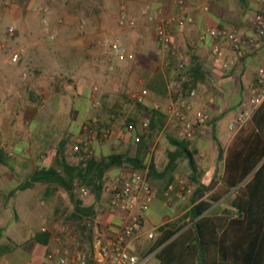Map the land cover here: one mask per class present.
Listing matches in <instances>:
<instances>
[{
    "label": "crops",
    "instance_id": "1",
    "mask_svg": "<svg viewBox=\"0 0 264 264\" xmlns=\"http://www.w3.org/2000/svg\"><path fill=\"white\" fill-rule=\"evenodd\" d=\"M127 1L126 5L130 15L139 22L138 27L132 34L133 36H138L137 40L134 42L135 39L131 35V43L128 42L126 44L128 51L135 52L136 58L132 61L114 59L116 66L113 68L117 77H113L112 80L104 79L108 81L106 86L109 90L102 93V101L105 106H109L111 118L115 119L123 115L130 121L136 118V116L133 113L130 114L129 110L124 108L123 105L127 103L126 93L132 86L130 84L131 81L133 82L137 78L139 82H144L146 87H152L149 90L144 105L151 108L154 103L158 102L162 107H165L171 99L172 82L180 81L182 76L174 63L170 66L163 64V54L156 39L157 20L161 15L158 12L159 7L162 6L164 8V14L177 13L179 7L175 3L169 2L166 3L165 7L164 2H158L157 0ZM145 1H147L146 5L143 6ZM185 1L186 12L193 16V22L173 23L170 28L173 42L184 54L187 66L195 67L196 65L197 71L203 72L205 76V80L197 85L196 95H186L196 106H206L210 113V119L201 124L197 136L190 140L189 145V148L195 154L197 152H204L205 156L203 161L198 162L194 154V160L198 162V180L189 181L192 184V188H187L186 191L189 192L188 196L182 198L175 191L167 195V186L173 180H171V177L177 174L176 172L180 167L187 168L190 170L189 174L191 173L190 158L180 156L177 159L178 166L176 171L167 176L166 179H163L159 172L167 165L169 152L176 150V147L170 144L167 138L168 134H166L167 127L172 122H168L167 118L164 128L157 131V141L152 147V151H149L151 138L147 135L148 149L145 152L144 158L147 162H149L148 159H154L158 171L155 173L156 177L151 179L152 186L157 191V197L151 202L149 210L145 213L144 233L138 241L139 254L147 258L144 264L154 257L157 259L156 264H160V260L156 256V250H150L157 239L158 228L167 222L180 219L191 209L193 206L192 197H194V192L200 183L211 185L212 188L209 192L204 191L199 193L196 202L206 199L212 191H216L222 187L224 158L220 155L218 141L226 149L235 136L236 132L230 128V124L235 120L240 108L248 102L251 88L256 81L257 70L261 65H264V39H258L249 45L245 50L243 59L235 61L233 59L234 50L229 41L223 40L221 42L222 55H216L212 51L213 43L206 33V27L208 26H224L230 30L237 31L239 34L253 36L254 31L251 20L260 9V0ZM141 8L142 10L139 11ZM147 8H149L150 15L153 17L145 13ZM76 22L77 18L69 16L67 24L59 29L60 34L65 37L77 34ZM22 27L24 31L20 40H29L35 37L32 27L28 26L27 20L24 21ZM80 27H83V25H80ZM80 37L83 45L81 53L84 54V57L82 58L83 60L78 61L76 66L73 65L65 68L61 62L55 60L56 69L45 70L41 63H37L36 61L29 62L30 55L32 59L39 57L40 49L32 48L29 50L24 45V49H21V56L18 62H12L13 65L9 68V86L12 85L9 88V108H11L9 134L13 139L16 153L14 157L10 158L9 165H7L9 166V187L6 182L7 177H4L2 172H0V192L15 199L13 205H15L17 214L20 212L19 210H22L29 217L28 220L35 219L39 223L36 226L37 232H39L44 221L47 220V216L51 218L53 215L56 216L59 213L57 205H54L50 209L42 207L40 203V201L50 203L56 189L53 187V184L44 183V189H40L38 192L32 191L33 188L31 187L26 190H17L18 192L16 191L11 194L12 191L17 189L15 186H11L15 181V175L12 172L20 165H26L27 163L35 165L34 171L53 165L62 148L63 154L70 163L78 164L83 160V154L73 152V146L77 143H84L85 133L83 125L96 119L98 116V114L96 116L98 109L94 108L91 99V87L95 74L89 71L87 65L89 62L92 65L94 59L100 56V40L102 37L98 38L94 28L88 29L87 34ZM80 37H78L77 42H80ZM14 51H12V55ZM128 62H131V64ZM29 64L39 74L51 76L48 88L50 96L46 94V97H42L37 94L38 85L36 83L40 81L32 80L30 83L25 82L26 86L24 87L23 81L18 76V72H23ZM113 68L109 67L110 71ZM22 76L21 78H24L25 75ZM19 84H23L22 87L25 90L21 98L19 93L24 90L22 87L21 90L17 89ZM28 85L30 87L26 91ZM112 90L116 91L117 94L111 93L110 91ZM138 106L142 110H145L142 106ZM145 114L142 117L143 119L146 116ZM227 115L229 119H227L226 128L225 125L221 124V121ZM60 117H64L66 122H60ZM24 122L28 124L27 128H23ZM127 127L125 125L120 130L112 129L109 141H95L93 148L94 159L100 160L103 156L114 151H125L127 149L135 151L136 146L134 142L138 138L132 142V137L129 135L130 131L127 130ZM173 130L175 131L174 126ZM124 132H126V139L120 138V134ZM211 132L214 133L215 143L206 134ZM228 138L229 143L225 146L223 142H226ZM63 143L65 144L64 146H62ZM35 156L37 159H35ZM128 169L130 168H110L105 174V181H107L106 178L109 176L111 178L122 170ZM187 178L188 180L190 179L189 177ZM233 195L234 193L230 192L223 196L214 202L206 213L210 215L223 214L227 209L231 208ZM106 200L107 195L104 191L102 192L100 201L96 200L95 195L82 200L84 206L96 205L94 216H90L96 227L95 234L93 235L94 246H96L100 236L109 232H117L123 224L120 213L98 211V208ZM72 212H74V207L69 215L72 216ZM50 227L53 229L52 226ZM152 229L157 230V235L154 239H148L145 233ZM24 232V229L21 227L14 228L9 224L6 225L5 234L8 237L10 236L13 241L16 242L18 240L22 243L25 239L24 243L33 242V245L27 248L24 247L26 244L24 246L20 244L22 246L14 248L21 247L20 252L24 255L21 260L22 262L12 260L9 258L8 253L0 257V264H51L47 259V254L57 246V243L53 239V234L50 233V238L47 242L41 243L33 239V234L32 238L27 240L28 237L23 236ZM67 241L68 239L64 237L62 243H66ZM227 244L228 248H234L238 242L233 239L228 241ZM248 244L249 241H246V249L250 246ZM230 253L234 254V251ZM239 254L232 258L234 264H243L241 262L242 259L247 257H243L242 252H239ZM261 256L264 259V246L261 250Z\"/></svg>",
    "mask_w": 264,
    "mask_h": 264
},
{
    "label": "trees",
    "instance_id": "2",
    "mask_svg": "<svg viewBox=\"0 0 264 264\" xmlns=\"http://www.w3.org/2000/svg\"><path fill=\"white\" fill-rule=\"evenodd\" d=\"M186 77L183 81L185 96L192 89H196L198 83L205 80L204 73L197 71L196 65L187 67ZM147 88L152 89L151 86ZM138 105L146 110L145 115L150 117L151 123L149 129L145 130L138 118L129 121V125H133V130L129 133L132 142L138 138L134 142L135 151L129 149L114 151L97 160L93 156L87 157L82 150L86 145L84 140V143H79L80 153L84 158L78 164L70 163L62 148L53 165L36 169L11 193L31 188L37 182L51 183L63 188L74 203L71 217L73 223L68 224L67 229L74 232L89 255H92L95 249L93 235L96 227L90 216L92 217L96 211V205L84 206L83 201L75 197L74 181L79 179L82 184L91 187L96 200L100 201L106 184L105 174L110 168L128 167L147 171L150 183L158 171L154 159L147 162L144 158L148 149L146 138L148 134L164 128L167 117L163 112L155 111L144 103ZM105 127H108L107 123L101 122L100 132ZM166 134L176 150L169 152V161L159 172L160 176L166 179L176 171L177 159L185 156L190 158L189 181H197L198 162L194 160V151L189 148L190 140L178 138L174 133L173 124L167 127ZM64 145L63 143L62 146ZM218 146L220 155L224 158L222 187L212 191L206 199L196 202L199 193L209 192L212 188L211 185L200 183L192 197L191 209L180 219L167 222L158 228L157 239L150 250H156L160 264H234L232 258L240 255L239 252H242L243 257L247 256L242 259L243 264L264 263L261 256L264 246V102L255 111L251 120L237 131L226 149L220 141ZM10 158L8 152L0 146V163L9 165ZM230 192L234 193L231 208L220 215L206 213L214 202ZM187 218L189 219L186 220ZM5 230L6 226L0 227V257L15 248L13 239L5 234ZM49 238V232H37L33 237L41 243L47 242ZM233 239L238 244L234 248H228V241ZM246 241H249L248 249L245 248ZM232 251L234 254L230 253Z\"/></svg>",
    "mask_w": 264,
    "mask_h": 264
},
{
    "label": "built area",
    "instance_id": "3",
    "mask_svg": "<svg viewBox=\"0 0 264 264\" xmlns=\"http://www.w3.org/2000/svg\"><path fill=\"white\" fill-rule=\"evenodd\" d=\"M160 1L175 3L179 7V11L174 14H164V8L162 6L159 7L158 12L161 15L157 20L156 39L163 54V64L170 66L174 63L176 69L182 74V79L172 82L171 99L165 107L156 102L151 108L166 115L168 122H172L175 128L174 133L178 138L191 140L197 136L201 124L210 119V113L206 106H196L191 99L184 95L183 81L187 78L186 71L188 66L184 54L173 42L170 27L173 23H192L193 16L186 12L185 0ZM41 11L43 12V24L48 25L51 10L48 7H43ZM145 13L153 17L150 15L149 9H146ZM117 21L120 27L132 28L136 26V19L130 15L126 4L121 5ZM251 23L254 31L253 36L239 34L237 31L230 30L224 26L206 27V33L213 43V53L222 55L221 42L226 40L233 47V59L240 61L245 56V50L249 45L258 39H264V0H260V9L252 17ZM9 32L10 35H14L15 29L10 27ZM49 37L54 40L56 33H49ZM100 43L108 47L114 57L118 59L132 61L136 58L135 53L128 51L119 38H103L100 40ZM19 58L20 54L15 52L10 59L11 62L15 63L18 62ZM96 90L97 88L95 87L93 105L98 109L101 106V101L95 96ZM196 93L197 90L192 89L189 95L194 96ZM148 94L149 89L145 85L140 84L131 93V98L137 103H145ZM263 102L264 65H261L257 70L256 81L251 88L248 102L237 112L235 120L230 124V128L237 133L241 127L251 120L255 111ZM100 117L101 113L98 114L95 120L83 125L86 145L82 150L86 153L87 157H92L94 154L93 145L95 140L98 138L106 140L112 132L111 126L103 128L100 132ZM150 123V117L145 116L142 121L143 128L148 130ZM127 130H133V125H129ZM125 137L126 132L120 134V138L124 139ZM1 147L9 155H14L15 148L13 145L5 142ZM73 152H81L79 143L73 146ZM201 159V156H199V160ZM187 188H192V184L188 178L177 173L168 184L166 194L169 195L175 191L180 197L186 198ZM73 193L76 198L81 200L94 195L91 187L82 184L79 179H76L73 183ZM104 193L107 195V200L98 208V211L120 213L123 221L120 229L117 232H109L100 236L92 255H89L82 242L76 238L74 232L69 231L65 227L58 226V224H56L54 229H51L47 221H45L40 227L39 232L52 233L53 239L57 243V246L47 254V259L51 264H144L146 262L147 258L141 256L138 252V241L144 233L145 213L149 210L151 202L157 197V191L148 180L147 171L136 169L122 170L106 182ZM86 225L89 227V224L86 223ZM145 234L148 239H154L157 235V230L152 229ZM34 235L36 233H33ZM64 237L68 239L66 243H62Z\"/></svg>",
    "mask_w": 264,
    "mask_h": 264
},
{
    "label": "rangeland",
    "instance_id": "4",
    "mask_svg": "<svg viewBox=\"0 0 264 264\" xmlns=\"http://www.w3.org/2000/svg\"><path fill=\"white\" fill-rule=\"evenodd\" d=\"M147 1L144 2L145 4L143 6L146 5ZM157 1L160 2V0ZM126 3H128L127 0H0V146L5 142L9 145L14 146L13 139L9 134V116L11 115V108H9V88L12 87V85L9 86V68L13 65V63L10 61L12 51L15 50L14 53L18 52L20 54L22 51L21 49H24V45L25 47H27L26 49L29 50H31L32 48L40 49L39 57L32 59L30 55L29 62L32 63V61H36L37 63H41L45 70H55L57 66L55 60L61 62L63 64V67L65 68L71 67L73 65L76 66L78 64V61H81V59L84 57V54L81 53V50L83 51V45L80 36L86 35L88 29L93 28L97 33L98 38H119L124 47L127 49L126 44L128 42L131 43L132 38L130 37L133 34V31L138 27L139 22L136 21V26L132 28L119 26L117 21L118 12L121 5ZM164 5L166 7V3ZM43 7H48L51 10L48 25L43 24L42 21L43 12L41 11V8ZM141 10L142 8L139 9V11ZM69 16H74L75 18H77V34H75L74 36L72 35L69 37H65L60 34L59 29L67 24ZM25 20H27L28 26L32 27V32L34 33L35 37L29 40L22 41L20 40V38L22 32L24 31L22 24H24ZM80 25H83V27H80ZM10 27H13L15 29L14 35H10ZM51 32L56 33V37L54 40L50 39L49 37V33ZM78 37H80V42H77V39H79ZM133 38L135 39V42L138 36L134 35ZM100 46V56L95 58L93 63L91 62L92 65H90V62L87 65L89 71L95 74L93 85L91 87V99L93 101L94 88L96 87L97 90L95 92V96L101 101V106L100 108H98L96 116L97 114L101 113L100 123L106 122L107 126H111L112 129L120 130V128L122 129L125 125L129 126V121L123 115L119 116V118H111V113L109 111L110 109L108 108L109 106H105L102 101V93L109 90L106 86V83L108 81L105 80H112L113 77H117L116 73H114V68L116 66V64L114 63V59L118 58L114 57L113 53H111L108 47L102 44ZM128 63L131 64V62ZM109 67L114 68L110 71ZM22 75H25L24 78H21L23 77ZM18 76L23 81L24 87L26 86L25 82L30 83V81L32 80L40 81L36 83L38 85L36 90L37 94L42 97H46V94H49L50 96V91L48 88L51 76L48 77L39 74L35 71L31 64H29L23 72H18ZM23 84H19V87L17 89L21 90ZM130 84L132 86L126 93L127 103H125L123 107L127 108L130 114L133 113L134 116H136V119L138 118L139 121L142 122V117L146 113V110H142L138 106V104L134 102V100L131 98V93L136 90L140 84H145L144 82H139L137 78L134 79L133 82L131 81ZM28 87L30 86H27L26 91H28ZM110 92L113 94H117V92L113 90ZM23 93H25V90L19 93L20 98ZM59 119L60 122L62 121V123L66 122L64 117H60ZM227 119H229L228 115L221 121V124L225 125L226 128L228 122ZM27 127L28 124L24 122L23 128ZM206 134L211 141L213 140L214 143L216 142L213 137V132ZM148 135L150 136L149 138H151L149 151H152V147L156 144L157 141V131L152 132ZM97 140L99 142L109 141L110 138L106 140L98 138L95 141ZM223 143L225 146H227V144L229 143V138L226 142ZM15 153L14 155H10V157H14ZM34 154H36V152H34ZM199 156H201V160H199ZM204 156V152H197L195 154V158L198 162L203 161ZM35 159H37L36 156ZM148 161L150 160L148 159ZM34 169V164L27 163L26 165H20L14 172H12L15 175V181L11 184V186L13 185L17 188L19 184L25 182L28 179ZM189 171L190 170L185 167H180L176 173L187 178L190 175ZM0 172H2L4 177H7L6 182L9 187V166L0 163ZM110 179V176L106 178V182H108ZM44 186V183H36L34 187H32V191L38 192L40 189L43 190ZM53 187L56 189V192L52 195V201H50V203H48L47 201H40V203L42 207H47L50 209H52L54 205H57L59 213L56 216L53 215V217L51 218L50 216H47L46 221L49 227L52 226L53 229L56 224H58V226L67 228L68 224L73 223V220H71L72 216L69 215V213L74 207V203L71 200L69 194L63 188L55 185H53ZM188 193L189 192L186 191L187 196ZM14 201L15 199H13V197L9 195L7 196L5 194L3 195L0 192V227L4 225L6 226L8 224L14 228L21 227L25 231L23 233V236L28 237L27 240H29L32 238L33 233H37L36 226H38L39 223H37L35 219H30L31 221L28 220L29 217L25 215L24 211L22 210H19L20 214H17L15 212V205H13ZM23 241L26 240L24 239ZM23 241L22 243L18 240H16V242L14 241L15 247L22 245L24 246V244L26 243H24ZM32 243L33 242L27 243L24 247L29 248L28 246L33 245ZM20 248L13 249L11 252H9V254L7 253L9 258L16 262H22L21 260L23 259L24 255H22V253L20 252ZM156 263L157 259L154 257L151 258L146 264Z\"/></svg>",
    "mask_w": 264,
    "mask_h": 264
}]
</instances>
